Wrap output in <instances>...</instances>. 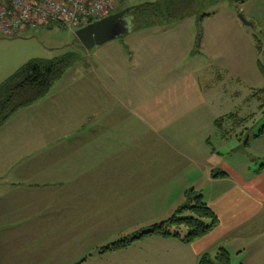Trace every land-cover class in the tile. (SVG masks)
Segmentation results:
<instances>
[{
	"label": "rangeland",
	"instance_id": "1",
	"mask_svg": "<svg viewBox=\"0 0 264 264\" xmlns=\"http://www.w3.org/2000/svg\"><path fill=\"white\" fill-rule=\"evenodd\" d=\"M156 1L121 0L108 15L131 7L125 15L128 20L139 5ZM202 12L212 15L201 24L199 15L194 14L144 29L130 28L128 33L91 50L81 44L76 34L52 20L35 32L14 38L0 36V88L33 59L52 60L66 54L75 57L74 64L43 98L19 109L0 127V215L10 219L5 227L0 222V235L24 232L30 236L39 232L24 239V245L38 249L44 256L41 264H104L115 260L110 254L100 258V253L121 239V231H101L102 226L94 228L82 220L85 214L117 219L118 213L112 214L94 198V207L79 205L72 216L64 211L55 217L48 206L55 192L50 188L57 176L54 170L59 167L56 150L61 145L68 146L69 130L75 121L104 112L98 104L105 97L111 116L127 119L134 118L126 109L130 101L163 102L180 87L197 85L204 94V103L193 101L195 108L186 114L185 106L179 104L177 111L181 116L165 133H155V129L140 122L129 126L132 131L120 132L125 139L109 140V149L122 146L125 150H170L165 146L166 136L170 135L184 150L198 153V148L203 149L202 138L211 137L218 152L203 163L204 168L217 169L218 163L223 168L233 165L234 154L241 151L251 159L253 169L261 166L264 160L256 157L257 148L244 150L242 143L253 139L264 126V110L259 109L264 100H248L254 89L264 88V78L257 69L258 61L264 65V0H219ZM240 15L251 25L242 21ZM116 98L123 108L116 105ZM231 114L235 119L228 120L226 116ZM252 114V119L242 120ZM221 117H226L224 129L238 127V141L229 136L226 142L220 137L213 123ZM115 160L112 157L105 163L113 164ZM27 182L48 185L28 188ZM117 208L131 209L123 203ZM21 215L26 217L18 218ZM181 232L185 234L186 229L181 228ZM73 234L77 236L72 239ZM1 247L0 244V252Z\"/></svg>",
	"mask_w": 264,
	"mask_h": 264
},
{
	"label": "crops",
	"instance_id": "2",
	"mask_svg": "<svg viewBox=\"0 0 264 264\" xmlns=\"http://www.w3.org/2000/svg\"><path fill=\"white\" fill-rule=\"evenodd\" d=\"M128 27L130 30L131 25L128 24ZM257 69L260 70L259 61ZM261 73L264 78V72ZM259 89L264 88L254 89L249 101L256 99L261 103L258 97H253ZM201 100L203 104L205 98L199 86H184L163 102L154 99V103L135 104L130 101L126 104V109L134 118L123 119L111 116V107L105 97L98 104L104 112L99 116L94 114L77 120L79 122L75 121L69 130L68 146L61 145L56 150L55 157L60 159L57 162L59 167L54 170L57 176L55 183L50 186L55 191L54 197L48 202L55 217L64 211H69L72 216L79 205L94 207L96 201L98 205L109 208L112 214L118 213L119 216L117 219L93 218L85 214L82 222L94 228L102 226L101 231H121V239L132 238L168 219L185 202V193L192 188L203 196L219 219L217 226L207 235L190 244L173 237L146 236L122 250L100 253V258H106L110 254L115 259L104 264H198L203 254L215 255L220 248L229 252L233 264H264V162L259 168L253 169V163L244 151L239 154L237 152L233 157L236 158L233 165L227 164L223 168L221 163H215L218 171L226 173V177L213 178L212 172L217 169L203 167V163L218 152L211 143V137L202 138L203 149L198 148V153L184 150L176 141H172L173 137L170 135L166 136L165 145L170 150H125L122 146L118 150L109 149V140L119 137L125 139L120 132L132 131L129 126L140 122L151 130L155 129V133H165L167 127L181 116L177 111L179 104L185 106L186 114L195 108L193 101L199 103ZM116 105L124 107L120 99H117ZM259 106L260 109L261 104ZM253 117V114L248 115L242 120L248 121ZM233 119L235 117L228 120ZM216 120L214 128L224 141L229 142V136L231 140L238 141V127L224 129L216 125ZM128 138L135 140L134 137ZM247 139L250 144L247 146L244 139V150H255L256 147V157L264 160V135ZM62 142L60 140L61 144ZM208 148L211 150H205ZM112 157L116 159L113 164L105 163V160ZM27 183L28 188L48 185ZM39 197L43 196L39 194ZM120 203L131 207L130 211L117 208ZM127 214L134 218L130 219ZM23 217L26 216H18ZM7 221H10L8 216L0 215V222L4 227ZM137 223L142 224L140 228ZM133 224L135 225L132 226ZM35 235H39V232L31 233L30 236L24 232L17 235L4 232L0 235V262L43 263L44 256L36 247L30 249L24 245L27 243L24 239ZM75 236L77 235L73 234L72 239Z\"/></svg>",
	"mask_w": 264,
	"mask_h": 264
},
{
	"label": "trees",
	"instance_id": "3",
	"mask_svg": "<svg viewBox=\"0 0 264 264\" xmlns=\"http://www.w3.org/2000/svg\"><path fill=\"white\" fill-rule=\"evenodd\" d=\"M244 3L245 0H235ZM219 0H158L139 5L134 9L132 17L128 19L131 28H148L161 21H178L188 16L199 15L201 24L211 13L202 12L209 6L217 4ZM201 34L198 43L200 44ZM75 62L73 54H66L60 58L45 60L33 59L23 65L14 75L9 77L0 88V127L19 109L28 107L43 98L51 89L53 83L59 80ZM260 70L264 72V65L259 62ZM253 97L264 100V89L255 91ZM262 102V101H261ZM264 103L261 104V109ZM235 117L233 114L227 118ZM226 117L216 120V125L223 128ZM264 135V126L254 138ZM250 140L246 139V145ZM213 178L226 177V173L213 171ZM219 219L205 202L203 196L194 189L185 193V202L168 219L141 232L132 238H124L102 248V252L122 250L135 240L146 236L157 235L177 238L185 244L207 235L217 224ZM181 228L186 229L182 234ZM85 260L82 261V263ZM198 264H233L229 252L220 248L215 255L203 254Z\"/></svg>",
	"mask_w": 264,
	"mask_h": 264
},
{
	"label": "built area",
	"instance_id": "4",
	"mask_svg": "<svg viewBox=\"0 0 264 264\" xmlns=\"http://www.w3.org/2000/svg\"><path fill=\"white\" fill-rule=\"evenodd\" d=\"M121 0H0V36L14 38L35 32L49 20L68 31L103 19Z\"/></svg>",
	"mask_w": 264,
	"mask_h": 264
},
{
	"label": "water",
	"instance_id": "5",
	"mask_svg": "<svg viewBox=\"0 0 264 264\" xmlns=\"http://www.w3.org/2000/svg\"><path fill=\"white\" fill-rule=\"evenodd\" d=\"M131 9V7L125 8L77 30V38L87 50H91L95 46L109 42L123 33H128L129 21L125 18V15ZM239 17L245 22L242 15Z\"/></svg>",
	"mask_w": 264,
	"mask_h": 264
}]
</instances>
